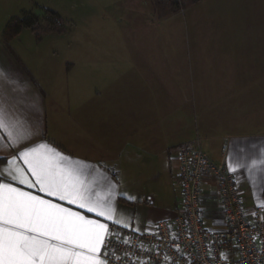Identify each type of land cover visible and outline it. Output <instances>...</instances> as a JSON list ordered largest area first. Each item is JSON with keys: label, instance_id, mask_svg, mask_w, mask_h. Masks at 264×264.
Instances as JSON below:
<instances>
[{"label": "crops", "instance_id": "crops-1", "mask_svg": "<svg viewBox=\"0 0 264 264\" xmlns=\"http://www.w3.org/2000/svg\"><path fill=\"white\" fill-rule=\"evenodd\" d=\"M12 18L16 17H4L0 10V117L6 125L0 130V159L46 144L89 170V181H96L93 198L109 197L123 226L84 209L66 207L101 223L144 232L176 216L180 196L175 185V149L199 139L213 161L224 162L228 170L230 164L235 168L229 171L236 178L244 207L261 208L264 218V165L252 168L253 160L264 157V51H256L254 44L261 43L264 49L260 37L247 40L261 52L246 56L247 67L220 68L218 84L197 85L199 90L221 93L216 104L207 103L203 95L199 124L193 127L184 118L162 115L157 107L154 87L161 89L164 80L173 81L163 77L162 68L112 66V76L100 84V71L91 64L81 70L80 65L64 63L68 83L34 73L18 50L23 30L9 42L3 39ZM79 72L92 81L77 80ZM201 79L204 82L205 77ZM173 84L178 85L176 80ZM234 90L249 93L243 92L241 98L239 94L234 101ZM17 164L27 167L22 160ZM17 186L36 194L35 189ZM215 191L213 182L203 185L204 222L206 228L222 231Z\"/></svg>", "mask_w": 264, "mask_h": 264}, {"label": "rangeland", "instance_id": "rangeland-1", "mask_svg": "<svg viewBox=\"0 0 264 264\" xmlns=\"http://www.w3.org/2000/svg\"><path fill=\"white\" fill-rule=\"evenodd\" d=\"M41 8L57 13L65 31L48 32L41 22L37 39L23 30L18 50L34 73L68 83L64 63L80 65L81 70L91 64L100 71V84L112 76V66L162 68L163 77L178 85L164 80L161 89L154 87L157 107L162 115L184 118L193 127L199 124L203 95L207 103L216 104L221 93L197 85L218 84L220 68L247 67L249 54L264 51L261 43H254L255 51L247 41L258 36L264 42V0H202L174 13L156 0H0L4 17L22 18L30 12L41 21ZM75 77L73 73V82ZM77 77L92 81L85 72ZM243 92L249 93L231 91L233 100Z\"/></svg>", "mask_w": 264, "mask_h": 264}, {"label": "snow or ice", "instance_id": "snow-or-ice-1", "mask_svg": "<svg viewBox=\"0 0 264 264\" xmlns=\"http://www.w3.org/2000/svg\"><path fill=\"white\" fill-rule=\"evenodd\" d=\"M5 126L0 117V130ZM258 164L264 157L253 160L252 168ZM0 165V264H109V225L65 206L123 226L109 197L93 198L96 181H89L85 166L43 143L0 159ZM229 170L235 168L230 164Z\"/></svg>", "mask_w": 264, "mask_h": 264}, {"label": "built area", "instance_id": "built-area-1", "mask_svg": "<svg viewBox=\"0 0 264 264\" xmlns=\"http://www.w3.org/2000/svg\"><path fill=\"white\" fill-rule=\"evenodd\" d=\"M226 150L222 149L223 158ZM174 156L180 196L176 216L144 232L109 224L110 244L104 258L109 264H264L262 209L244 207L226 164L213 161L199 139L179 145ZM207 181L216 185L222 231L205 226L202 197Z\"/></svg>", "mask_w": 264, "mask_h": 264}, {"label": "trees", "instance_id": "trees-1", "mask_svg": "<svg viewBox=\"0 0 264 264\" xmlns=\"http://www.w3.org/2000/svg\"><path fill=\"white\" fill-rule=\"evenodd\" d=\"M202 0H156L157 4L167 3L170 12L174 13L179 9L186 10ZM42 9V8H41ZM43 17L40 21L39 16L33 13H24L22 18H12L3 31V39L9 42L18 36L22 30H30L39 39L42 32L41 22L47 27L48 32L61 34L65 31V22L54 11L42 9Z\"/></svg>", "mask_w": 264, "mask_h": 264}]
</instances>
